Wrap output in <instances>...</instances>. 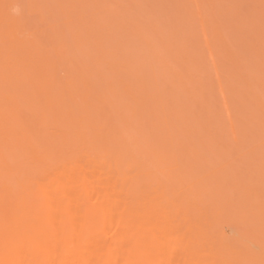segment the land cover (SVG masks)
Segmentation results:
<instances>
[{
    "label": "bare ground",
    "instance_id": "obj_1",
    "mask_svg": "<svg viewBox=\"0 0 264 264\" xmlns=\"http://www.w3.org/2000/svg\"><path fill=\"white\" fill-rule=\"evenodd\" d=\"M15 1L0 0V264H264V179L262 178L264 177V163L262 164V161L264 162V160L262 159V157L264 158V149L263 151H261V154H257L258 157L260 156L259 159L258 157H256V154V156H254L257 159L253 158L255 159V161L258 160L259 162H261V164H258L257 161L256 163L258 165H255V167L253 166L255 171L256 168L258 169V172H256L260 175L261 178L253 170L254 173L252 172L251 175H249L252 177L253 175L254 177H256L257 175V177L252 180L249 175H243L244 177H246V179L243 177L242 179L251 183H247L245 181L244 183H242L240 180L241 178L238 180L239 177L233 179V169L230 167V165L228 166V164L230 163H228L227 161V163H224L223 161H221L222 163L220 162V158L223 156H221L219 159L218 157L216 158L217 151H215V148H212V145H215V143L212 145H209L212 142L205 143L209 142V140H215L216 137L219 138V136H215L218 132L216 133L214 131L213 133L214 129H211V134H209L207 133L209 129L207 130L206 128L207 132L204 129L206 134H209L210 136L212 135L215 138L212 136L210 137L209 135L208 139L205 138L206 134L204 132L201 133H204L205 135L201 134L199 137L196 135L198 134V131L196 130L197 127L195 128L194 125L197 124V126H199L200 124L198 122L196 123V121L199 120L198 118H196L197 120L194 122L195 124H193L191 119L194 120V115H197V113L194 112L195 110L192 111L190 108L189 115L192 112L193 114H196L190 115L191 117L193 116V118L189 119H187L189 116H184L189 110L188 105L190 104H187L189 102L185 103L186 105H184V101H181L182 98L180 99L177 96V98H175L174 95L172 96V99L175 98V101H177H172H174L175 104L179 101L177 104L179 107L181 106V108L172 105L175 106L174 111H172V106H170L169 109V105H171V103L173 102H171L168 98L169 96L173 95L171 93H173L174 89L172 90L171 86L169 87L168 84L173 83H167L166 81L168 86L167 92L170 93V91L172 90L170 94H165V97L168 96V98L162 97V95H164L163 93L165 92L161 91L162 94H160L161 92H159L158 88L160 87V85L158 86V82H156L155 80L156 75L152 76L153 78L151 77V81L149 80V75H151L152 73H149L148 76L145 77L148 78V80L150 81V83H148V86L151 83L153 84L152 81L154 80L155 86L151 84V87L153 89L152 93H149L151 91L145 90L148 91V93L142 92L143 94H140V91H143V89L141 88L142 90L140 89L139 91L138 88L133 87V82L135 83V85H137V87H139L138 84H143V81L145 80L143 79L144 76L142 77L139 74L141 76H139V79L141 78V80L140 83H136V78H129L130 76H133L131 75L132 72H127V77L129 79L125 78V72V74H123V76L125 75L124 78H122V75L121 77L118 76V78L123 79L122 81H126L122 82L123 87L121 85H118L120 86V88L118 86L115 87V85L117 84L114 85V83H112V76L110 77L109 75H107L108 73L106 74V76H109V78L111 79H108V77L106 78L104 76V73V75L101 74V77H103L102 80L101 77L98 76L97 78H100V80L98 79L96 80V82L99 81L102 82V84L103 81H105V78L108 79L107 82L105 81V85L103 84V86L107 85L106 89H108L110 93L105 90H102L101 87L103 86L101 83H99L101 87L100 85L98 86V83H94L97 84V87H99L100 90L99 88L96 89L93 87V80L90 79V75L94 73L93 70H95L93 77L96 78V74H98L100 71H97L95 68L98 69L101 67V70L103 69L104 65L110 66L108 62L106 63L107 59L109 58H103V56H113V60L110 57L111 59L109 60V63L114 62V65H117V67L120 68L122 71H126L127 67L128 70L129 68H131L132 70V68L135 67H125L126 65H128V62H124L126 60L129 61V59L125 58V60L123 57L119 58H122L125 61L118 59L117 56L121 55V52H124V50L119 52L115 48L116 50H114L116 52V55L117 51L119 52V55L114 56L115 52L113 55V48H111L110 51L112 53L109 55L105 53H110V51L108 50L109 47H105L106 44H103L106 50L103 52L102 50H104V47H100V49L99 46H101L102 44H98L99 42L101 43L103 41L101 39L105 37V33L110 31L108 27H111L113 25L111 23L115 24L113 25L115 28L111 27L113 28V31L111 29L110 33L107 34L109 35L112 32V34L115 36L114 38V36H111L112 34L110 35L111 40H115L111 41L114 43L112 45H115V42L118 41V44L116 42L117 46H120V39L116 38H123L121 34H119L122 33L123 30H126L127 32H125V35L128 34V37H130L129 35L133 33H128L129 30L135 31L137 29L135 33L136 35L142 29L141 28L138 31V28H136L137 25H135L134 30V26H132L133 24H130L132 23L130 20L125 19L123 21V19H119L120 14L119 16H116L117 19H115V16H113L114 19L111 15L106 16L108 14H115L119 12L120 7L118 5L121 4L119 1L116 2L120 4L114 2V4L108 5V1L99 3L97 0H94L95 2L97 1V3H95L93 0H90L91 3L88 2L90 3L88 6V0H86V2L79 0L80 4H77L78 8L76 7L75 9V7L73 6L75 10H80L79 5L82 6L83 4V7L85 6L84 8L86 9L82 7V12H79L84 14L85 10H87L86 13H88L89 11H91V7L92 11L96 9L95 11L99 13L100 16L96 14V12H94L96 14L95 17V14H93V12H91L93 15H91V13L89 12L90 14H86L85 17H83L82 14L78 13V17L76 12L71 14H74L73 17H69L70 14L68 13H71V11L73 10V7L69 6L71 5L70 2H75V0H66L69 4L64 3L65 6L61 5L63 4L62 0H59L61 2L56 3L54 0L55 4H59L60 8L57 5H55V7L58 8L57 10H61L60 13H65L64 10L66 11V9L69 10V12H66L68 15L66 13V15L61 14V16L65 17H61L60 19L62 21L59 20L60 22L55 21L54 19L55 23L53 21H51L50 24L46 23V25H52L53 23L56 24L57 22L60 24L55 25L58 30L55 26H53V24V28L55 27L53 31H50L52 30V26L46 27V25L44 24L47 18L45 17V15L43 18V14H45L46 11H50L49 7H47L49 10H46L45 6L47 5L42 6L39 0L37 3V0H29V4L27 3L28 8H24L27 9V13L30 15L32 13H34L33 15H35L36 13H41V15H38L40 19H38V21H40L38 23L40 24L43 22L44 26H36L35 24L36 27L34 30L32 29L33 26L31 27V29L29 28L30 25L28 22V18L27 21L25 19L26 16H21L20 13H23V11H20L19 13L14 11L15 14L13 13V10L11 11V8L13 9L15 3L16 5L18 4V0ZM45 1L47 2V0ZM45 1L44 4L46 3ZM96 4L98 5L96 6ZM101 4L102 6H100ZM86 5L88 6V8L86 7ZM113 5L117 7L114 8ZM103 6H106L105 9L107 11L105 9H101ZM109 6L113 8H110L109 13L107 14V8H109ZM38 7H40V11H43L41 10L42 7H44L45 9H42L46 11H44V13H39ZM195 7L198 10L201 9L199 8V3L197 1L195 2ZM51 8L52 11L54 10V13L57 11L54 9V6H52ZM98 10L100 12H98ZM200 11L204 13L203 10ZM53 12H49V14H46L50 18H53V16L59 11H57L54 15L52 14ZM27 13L25 14L27 15ZM60 13H58V16L56 17L57 19H59L58 17H60ZM102 13H105L103 18L101 16ZM204 16L206 15L204 14ZM93 17L95 18V21L93 20L94 22L91 20ZM100 17L102 19H108L104 22L107 25H101V22L97 20ZM72 18L73 20H71ZM74 18L77 19L74 20ZM78 18H81L80 20L83 19V23L82 21L80 22ZM84 18L88 19L86 20L87 22ZM90 20L92 21V23ZM115 20H118L117 23H115ZM204 20L207 24H209L208 26H210V23H208L210 22V20H208L207 18H205ZM33 21H35V19H33ZM72 21L73 25L71 26H74L75 28H77L78 26L76 27V25H74V21H76L77 24L80 23L77 30L75 29L79 33L81 30L84 29V26L86 25L85 22L88 23L89 25L87 24L88 26L86 25L85 27L87 29L92 28V30L88 29V31H91V33L94 32L95 36L99 33L95 32L98 28V26H95V23L97 21L100 22V24L98 23V25L103 28L97 31H100L101 33H99V36L102 35L99 38H103L99 39L98 36L92 37L91 33L86 31L87 29H84L83 32L86 31L85 33H87L86 37L83 33L84 37L88 38L89 41L90 39L92 40L93 38H95L93 39L94 41H90L92 42L91 44L86 43L88 42V40H84V37L80 36L79 34H77L78 36H80H77V40L75 34L76 32L73 33V30L71 32V29H74V27L69 28L67 27L69 25H66L67 23H71ZM108 21L109 23H111L108 24ZM26 22H28V25L26 24ZM62 22H65L66 24ZM124 22H127V24L122 25ZM212 22L213 21H211V23ZM63 24L65 25V28L67 27L68 29H70V35L74 34L72 35V37L74 36L75 39L70 36L72 38V42L74 41L72 43V45H74L72 47L74 48L76 46L79 48L80 43H82L80 44L82 47L84 43H86L84 45H94L93 42H97L100 40L99 42H97L98 47L95 44V47L91 46L90 51H88L89 49H86V51L88 53H92L93 49L94 51L99 50L97 52H93L94 55L96 53L99 54L100 51L104 53L103 56L101 53L97 57L98 60L101 56L103 59H106L103 60L105 64L101 62L102 59L98 62L97 57H95L96 55H92L95 57V59L90 58L93 65L96 66L97 64V67L94 66L95 68L92 69V66H87L90 65V60H88L87 58L85 59L84 55L81 56L82 54L80 55L81 57L77 56L78 53H81L79 52V50L75 49V53H72L71 46H67L69 43L67 42V44L65 42V44L63 42L66 41L63 38H66V36L63 35L65 33H57L59 31V28L61 29V27L59 26H64ZM120 24L122 26H125L123 27L125 29H123ZM117 25L118 27H116ZM211 25L217 26L218 24H215L214 22V24L212 23ZM39 26L41 27L40 32L43 31L45 27L46 30L43 31L44 33L49 28H51L47 31L49 33L51 32V34L48 33V35L50 36L47 35V39L50 37L49 39L54 41V43L51 41L53 43L52 45L47 46L48 44H51V42L47 44L46 40L45 43H43L45 39H41V37L44 36L43 32V36H37V34L39 33ZM104 26L105 29L108 28L109 31L107 29L105 30ZM216 26L214 27V30L213 28L211 29V34L213 35L214 33L215 36L213 37H215V39L212 37L211 39L214 41L217 38L214 43H216L217 46H221L222 43L218 39L220 38L222 40L223 37L225 38V34L221 32L220 27L218 29V27ZM129 27H133V29H128ZM36 28L38 29L37 32ZM119 28L120 32L114 30H119ZM216 28L219 30L218 32L215 31L217 30ZM62 31L64 32L63 29H61V31L59 32ZM54 32H56V34H54ZM143 32H140L139 34L142 35ZM220 32L223 34L222 37L220 35ZM80 34L82 35V32ZM117 34H119V36H117ZM146 34L147 36H149L148 33ZM146 34L143 33V36L146 37ZM52 35H54V39H51ZM59 35L60 37L63 35L61 39L60 37L56 38L57 40H63L62 42L59 41L61 42L60 44L58 41L55 40V37H58ZM87 35L91 36L92 38H89V36L87 37ZM108 35H106V38L108 37ZM135 35L133 34V36ZM81 37L83 38V41L81 40ZM110 37H108L109 40L105 39L106 43H110ZM145 37L144 40H146V38L148 39V37ZM79 38H81V42H79ZM149 38L150 40L152 39L150 36ZM224 38L223 44L228 41L226 38V41L224 42ZM137 39L135 40L134 38V41L139 42V39ZM212 40V43H209L211 44V49L208 50L210 52V56L207 57V62L211 64V67H213L214 70L222 67H218L220 63L221 65L223 64L224 66L228 67L230 63L228 64V61L224 57V59L222 58L223 61L222 59H220V56H224L222 55L224 47L221 46L220 51H218L220 47H217L218 50H214L216 46L214 47ZM122 41L124 42L125 39H122ZM219 41L221 44L219 43ZM229 41L225 43V47L227 43H231ZM55 42H58V44L56 45ZM126 42L124 43V45H126ZM62 43L65 44L64 47L69 48H64ZM152 43L153 42L149 43V47H147V49L150 48L151 50L156 52L155 50H157V48H155V50L152 49L153 47H155L152 46ZM122 45L123 43L120 47H124V45ZM150 45L152 48L150 47ZM227 45L233 48L232 44V46H230V44ZM255 46L257 48V45ZM88 47L90 48V46ZM120 47L118 48L120 49ZM231 48L229 49L231 50ZM252 48V50H255V47ZM65 49H67L68 51ZM69 49L71 51H69ZM82 49H85L84 46L82 47ZM76 50L78 52H76ZM151 50L149 52L152 53V56L155 55V53ZM65 51L67 53H71L73 56L69 53L67 54V56ZM52 52H56L55 54L57 57L59 55L57 53H61V57L63 58L65 56H70V60H68L69 62L66 63V61H61L62 59H60V55L55 61L56 57H53L55 54ZM215 52L218 56L215 55ZM63 53L65 54V56H63ZM157 53L158 51L156 52V54ZM231 53L232 50L231 52H229V54L225 53L227 54L226 57L234 55V57L232 56L234 59L232 57L231 58L235 63H237L239 60L236 61V57L238 56V58L241 59L240 63H242L244 68V70H242V67L237 64V66H239L238 68H240L238 70H242L243 73L245 71V74L247 76L245 75L244 77L241 72H237V74H235L238 70L237 67L234 68L235 65L233 63L230 66L231 68H228V75L224 76L227 77L228 81L227 82L224 78L225 83L231 84L229 85V89L231 91L232 89L233 91L238 90L236 95L239 98L238 100L240 104L245 106L244 109L248 107L247 104L250 100L252 106L255 104V102L256 104H259L260 102V105H262L263 100L261 98L264 94L261 95L260 92H257L256 95H254L258 96L257 94H260L261 96H259V99L261 101L259 99L258 101H256V98L258 97L254 98L253 94L254 92H256V89L259 88L261 82L264 84V76H260V72L258 73V75H255L256 73H253L256 78H259L258 83L260 85L258 83V85L255 83L257 82V80L255 77H253L254 75L251 76L250 79H248V82L247 79L244 80V78H249L251 70H248V72L250 73L246 72V65H244L245 63H243L242 58L239 57L237 53H234V51V54ZM87 55L88 54H86V56ZM89 55L90 57H92L91 54ZM50 56L52 57L50 58ZM71 56L72 58H74V60H71ZM74 56H76V58L80 57L82 59H80L81 63L85 59L86 64H83V71H79L78 69H72V63H74L73 61H76ZM149 56L151 57V55ZM163 56L164 55H162L161 58H163ZM87 57L89 58V56ZM218 57L221 62L215 64L216 61L213 58L218 59ZM159 58L160 56H158L157 59L159 60ZM67 59L68 58H65V60ZM227 59H229V57ZM163 60L165 61V59ZM230 60L231 59H229V62ZM54 61L56 63H54ZM88 61L90 63H87ZM213 61H215V63ZM59 62H63L66 64L58 65ZM118 62L124 63L122 64V67L121 63ZM131 62L130 63L133 64V61ZM98 63L101 64L100 67H98ZM224 63H226L228 66ZM56 64L58 65L57 67L59 69L62 68V70H64L61 71L65 72V75L63 74L62 76V72H59V69L57 70V68L55 67ZM74 64L76 65L79 63H77L76 61ZM85 66H87L88 69L90 68L89 75L86 73L88 69L85 70ZM108 67L105 68L107 69V71L110 69ZM174 67L175 66H173V68ZM91 69L92 72L90 71ZM229 69H234L233 71H235L236 69V71H231L232 74H230ZM55 70H57L59 74L55 72ZM116 70L117 69H115L114 71L116 72ZM147 70L149 71V69ZM147 70L145 71L147 72ZM150 70H152V68ZM96 71L98 73H96ZM101 71L104 72L105 70ZM111 71L116 76L117 73H115L113 70ZM111 71L109 70V73ZM145 71L141 73L144 74ZM171 71L173 72V70ZM56 73L65 78L64 83L57 80ZM233 73L235 75H243L244 82L240 78H238V81L240 79L239 83H247L244 84V87H246V85H249L248 83L251 84L255 81L254 85H252V83L251 86L249 85L246 87H249V89H251L250 87H252V89L257 87L256 89H253L255 91L251 90L253 92L252 95L249 91V95L248 93H244V89L242 91V93H244V95H246L247 97L250 96L249 98L245 96L246 99L249 100L253 97L255 100L250 99L249 101H246L242 93L240 95L241 90L238 88L240 85L238 86L237 84V76L235 77V80L237 81L236 84L234 83L236 81H233L234 77H230L233 75ZM154 74H156V70ZM173 74L176 75V73ZM173 74L172 76H174L175 78V75ZM183 74L184 73L179 74V76H177V74L176 76L182 77ZM260 77L263 81L260 80ZM131 79H133V81ZM181 79L179 80L181 81ZM249 80L251 81L249 82ZM259 80L261 82H259ZM157 81L160 80L157 78ZM215 81L217 84L218 80H214V83ZM198 82L199 81H197V84ZM176 83L178 84V82ZM182 84H184L183 86H185V83ZM190 84L191 83H188V85ZM194 84L191 85L192 87H189L192 88L191 92L194 91ZM228 84H224V90H226V88L227 90H229ZM174 86L175 88L177 87L176 91H178V93L179 91L182 92V95L186 93H183V91L187 88L182 90L181 88L184 87L181 86V88H179L180 85L177 86L175 85V83ZM142 87L145 88V85H142ZM153 87L156 89H154ZM197 87H195V90L198 89V94H200L199 92L202 91L200 87ZM219 87L221 86L219 85L218 88ZM115 88H117V90ZM169 88L171 90H169ZM205 89H207V87H205ZM230 90L229 92H227L229 93L227 94V96H232L233 94H235V92L230 93ZM263 90L264 87L260 88V91ZM117 91L121 92L120 95L116 94ZM197 91H194V93L197 94ZM188 93L187 95L190 94ZM202 93L205 94V97L202 94L204 100H207L206 98L209 96V94H211L209 91L207 93L206 90ZM206 94H208V96ZM126 95H128L129 98L133 100L134 106L130 105V102H126L124 100ZM177 95H181V93ZM236 95H233V97L237 98ZM114 96L118 99H114ZM184 96H186V94ZM193 96L191 95V97L189 98H194ZM198 96L200 95H197L195 98L200 100L201 98H199ZM240 96H242L244 101L241 100L242 98ZM121 99L122 102L125 101L123 104L127 103L128 105H130V111L128 110V107H122L123 104L120 101ZM166 99L169 100L168 102L171 103H168ZM185 99L186 97H183V100ZM223 99L224 98H222V100ZM209 100H211V98L207 100V103H209ZM118 101H120L121 103H118ZM166 102L169 105H166ZM118 105H120V107ZM184 106L188 107H186L187 111L184 110ZM220 106H223L222 108L224 109L227 118L229 116V118L231 117L230 119H232L233 114V116L235 117L237 111L236 109L233 114H229L230 108L228 109V105L223 104V102L222 105L219 104V109L220 111H222ZM243 106L241 108H243ZM208 107L211 106L208 105ZM257 107L258 106H256V108ZM239 108V111L242 110L241 108ZM249 109L250 108L246 109L248 110L247 112L252 113L250 111L252 108L250 110ZM117 110L119 111V113L122 114V117L119 113L117 114L119 115V117L116 116V113L118 112ZM123 110H127V112L129 111L130 114L126 115V111L123 112ZM207 110L208 112L210 111L209 109ZM262 110H264L262 106L261 108H258V111L264 113V111ZM142 111L148 114V116H150L149 119L147 118V115V117H145V114ZM184 111H186V113ZM218 111L215 112L217 113ZM239 111L237 112V114L240 113ZM211 112H213V110L209 113ZM256 112H253V115H247L246 112L244 113H246L247 118L250 117V115L254 118ZM222 114L223 113L221 112V115ZM237 114L235 120L238 117H243L240 115L237 116ZM257 115L258 114H256L255 117ZM259 115L262 116L263 114L260 113ZM152 116L154 118L153 120L151 118ZM223 116L224 115H222V117ZM261 116L256 118L258 120L264 119V115L263 117ZM115 117L121 118L120 122H117V120H115ZM145 118L147 119V121L150 120V123H146L147 121L145 120ZM256 118L253 120H250L251 118H248L250 122L252 121V125L249 122V125H251L253 128L250 129L252 130V132L259 131L254 128L257 126L256 123L258 120ZM246 119L245 117H243L240 120H237L243 125ZM181 121L185 122L184 127L181 126V124L183 123H181ZM222 121H224L225 123L230 122L229 120L227 121V119H222ZM189 122L191 123L189 124ZM262 122L263 120L261 121V123L260 120L258 121V125L260 123L261 128L263 127ZM220 123H222L221 120ZM254 123L256 125H254ZM236 124L234 122V126ZM247 124L248 121H246L244 125ZM212 125L214 124L212 123ZM223 125L225 129H228L229 126L231 127L230 123L227 125L228 127H226L225 124ZM200 127L202 128V126ZM220 127L222 128V126H219V128ZM247 127L246 129L249 130ZM263 129L264 128H262V130ZM241 130L242 131H239V133L243 134H239V137L243 135V138H236L240 139V143L242 141L245 142V144L247 145L249 144L248 142H250L251 140L253 141L255 137H260L262 132L259 131L260 133L258 135L254 132L256 134V136H254L253 134L254 138L253 136H249L245 140L244 136L247 137L246 134L249 135L250 132L248 133L246 131L247 133H245L243 132V130L245 131V129L242 128ZM193 131H196L195 134L193 133ZM178 133L181 134V136ZM230 134L237 133L231 132ZM195 135L196 137L200 138V140L197 139ZM263 135L264 134H262L261 137L264 139ZM201 136L204 138H202ZM194 137L196 138L197 142L195 141ZM225 137L226 136H224V138ZM210 138H212V140ZM220 138L215 140L218 146L221 145H219V143L222 142L221 140L224 139ZM201 139L203 140L201 141ZM247 140L248 142H246ZM200 141L204 144H202ZM224 142L225 140H223L222 145L225 144ZM263 143L264 141L259 143L258 145L262 144L264 146ZM240 145L238 143V146H243L242 149L246 147V145H243L242 143ZM255 145L257 144L255 143ZM199 147L201 149L203 148L204 150L202 149L203 151H199ZM225 147L228 148L229 146ZM206 148H208L209 151H207ZM249 148L251 149V147ZM253 149L254 148H252V151ZM210 150L212 153L210 152ZM246 150H248V148H246ZM236 151L238 152V150ZM247 152L245 154H247ZM203 153H209L208 157L207 155L205 157ZM241 153L240 155L244 154ZM252 153L253 152H251V154ZM206 158L207 161L209 160L211 162H207ZM229 160L233 161L232 159ZM215 162L220 164H216ZM258 166H261L263 168H260L263 174L259 173L261 170H259ZM225 170L228 172H224ZM247 177L250 178V181ZM257 179L260 181L263 180V187L260 181H258ZM228 180H230L231 183ZM235 180H237L238 184L234 183L236 182ZM257 183L261 185L260 188L258 187L259 185ZM235 188H238L237 192L240 191L238 195L239 200L242 199L244 200V202L242 200H238L240 203L234 202L235 199H232V195L230 196V194L232 193L231 190H234Z\"/></svg>",
    "mask_w": 264,
    "mask_h": 264
},
{
    "label": "rangeland",
    "instance_id": "obj_2",
    "mask_svg": "<svg viewBox=\"0 0 264 264\" xmlns=\"http://www.w3.org/2000/svg\"><path fill=\"white\" fill-rule=\"evenodd\" d=\"M15 1V0H14ZM24 1V2H23ZM28 1V2H27ZM40 1V3L42 4V6H45V5H47V6H45L46 7V10L48 9L47 7H49V9H50V11L49 12H53L52 11V6H54V9L55 10H57L58 8H56L55 7V5H57V4H55L56 2H61V1H59V0H55V3H54V0H47V2L44 4V1L43 0H39ZM41 1H43V2H41ZM63 1V4L64 3H66V4H69L66 0L64 1V0H62ZM83 2L85 1L86 2V0H82ZM81 1V2H82ZM94 1V0H93ZM99 3L101 2V3H103V2H107L108 1V5L110 4H114V2H116V1H119L120 3H118V2H116V3H118V4H120V5H118L119 7H120V9H119V7H118V9H119V12H117V13H115V14H108L109 13V9L111 8H113V7H110L109 6V8H107L108 9V12H107V14L108 15H106V16H112V18L114 19V17L113 16H115V19H117V17L116 16H119V14H120V18L119 19H123V21L126 19V20H130L132 23H130L132 26H134V30H135V25H137L136 26V28H138V31H139V29H141V31L140 32H143V30H144V32L143 33H148L149 34V36L152 38L151 40H150V38H149V36H147V34H146V37H148V39L145 37V36H143V33H142V35L141 34H139L140 32H138L136 35H135V33H136V30L135 31H128V33L130 32H132L135 36H133V34H130L129 36L130 37H128V34L127 35H125V32H127L126 30L124 31L123 30V32L122 33H119V34H121V36L123 37L122 39H125V41L123 42L122 41V39H121V37H119V38H116V39H120L119 41L121 42V44L123 43V45H124V43L126 42V45H124V47H120L121 46V44H120V42H119V45L120 46H117L116 45V42H117V44H118V41H116L115 42V45H112V44H114L113 42H111L112 40H111V37H110V35L112 34V32H111V34H107V33H110V31H111V29H112V31H113V28H115L113 25H115L114 23H111V24H113L111 27H113V28H111V27H108V26H106V27H108L109 29H110V31L108 30V28H106L109 32H107V33H105L106 35H108V37H110V43H106V40L108 39L109 40V38L107 37L106 38V35H104L105 37L103 38V37H101V38H103V39H101V38H99L100 36H102V35H100L99 36V33H100V31H97V30H101V28H103V27H101L100 25H98V23L100 24V22H101V25L103 26L105 23V20H108V19H102L103 18V16H104V14L102 13L101 14V16H102V18L100 17V18H98L97 20L98 21H100V22H96L97 23V25H96V23H95V26H98V28H97V30L95 31V32H99L96 36H98V38L99 39H101V40H103L101 43L99 42V41H97V42H99L98 44L99 45H101V46H99V48L101 47V48H103L104 47V45L103 44H106L105 45V47H109V51L111 50V48H113L112 49V52H113V55H114V52H115V50L117 49L119 52H121L122 50H124V52L122 51L121 52V55H119L118 53V51H117V55H119V56H117L116 55V52H115V55L114 56H117L118 57V59H120L119 57H123L124 59L126 58V59H129V61H127L126 59V61L124 60V59H120V60H122V61H125L124 63H126V62H128V65H126L125 67H127V66H129V67H133V66H135L134 68H132V70H131V68H129V70H128V67L126 68V71L124 70V71H122L120 68H118L117 67V65H114V62H111V63H113V64H111V63H109L110 61V59L112 58V60H113V56L110 58V57H104L103 55H104V53H102L101 51L99 52V54L98 53H96L95 55H94V53L93 52H97V51H99V50H96V51H94V49L92 50V53L90 52V53H88L87 51H86V49L88 50V51H90L91 50V46L93 47H95V44L97 45V42H93V44L94 45H88V46H90V48L87 46V45H84V44H86V43H92V42H90V41H92L93 39H95V38H93L92 40L90 39V41L88 40V38H85L86 37V34L87 33H85L86 31H88V29L89 30H92V28L90 29V28H86L85 26L88 24V23H86L87 21L86 20H88L87 18H88V16H87V18H84L85 19V26H84V29H87L85 32H83V30H79L80 31V33L82 32V35L78 32V31H76L77 30V28L79 27V24L80 23H78L77 24V22L76 21H78V20H80L81 18H78V20H76V21H74V25H76V27L77 28H75L74 26H71V25H73L72 23H73V21L70 23H65V22H62V23H65L66 25H69V26H67V27H69V28H73L74 27V29H71V32H72V30H73V33H75L76 34V37L78 36L77 34H79L80 36H83L84 37V35H83V33L85 34V37H84V40H88V42H86V43H84L83 44V46H84V48L85 49H82V47H81V45L80 44H82V43H80L79 44V48L80 49H82V50H80L77 46V48L75 47H72V46H74V45H72V43L74 42H72V38H74L75 39V37L73 36L72 37V35H74V34H72V35H70V29H68L67 27L65 28V25L64 26H59V27H61V29H63L64 30V32L62 31V32H59V31H61V29L59 28V31L57 32V27L55 26V25H60L58 22L56 23V24H54L55 22H54V19H55V21H59V20H61L60 18L61 17H65V16H61V14H64V15H66L67 13V11L69 12V10H67L66 9V11L64 10V12L66 13H60V9L59 10H57V11H59L58 13H60V17H58L59 19H57L56 17L58 16V13H52L54 16H53V18H50L47 14H49V12L48 11H46V10H44L45 8L44 7H42V8H44V9H42L41 8V10H43V11H40V7H38L39 8V13L40 12H42V13H44V11H46L45 12V14H43V18H44V15H45V17L47 18V20H46V18H45V20L47 21H45V25H46V23H48V24H50V22L51 21H53L52 23L54 24H52L53 26H55L56 27V32L57 33H59V34H63V33H65V34H63L64 36H66V38L65 37H63L66 41H63V40H57L56 38H59L60 37V35L57 37H55V40L56 41H63L64 43L66 42H68L67 44V46H71V50L69 49V51H71L72 53L74 52V50L75 49H77V50H79V52H81L79 55L77 54V56H80L81 54V56H83L84 55V58L86 59H88V60H90L91 61V59H95V57H97V56H99L101 53H102V56H103V58H109V59H107V61H106V63L108 62V64H110V66L108 67V66H103V64H105V62H103V60H106V59H103L102 58V56L100 57V61H101V59H102V61L101 62H103V64H102V66H103V69H101V70H105L104 72H102L101 70H100V63H98L99 65H98V67H100V68H95V67H97V64H96V66L95 65H93V63H92V61H91V63L88 61L87 63H90V65H87V66H92L91 68L93 69V68H95L97 71L99 70L100 72L98 73L97 71H96V73H98V74H96V78H94L93 77V74L95 73V70H93V74H91L90 76L92 77H90V79H92L93 80V84L96 82V80H100V78H97L98 76H100L101 77V74L102 75H104L106 78L108 77V79H111V80H113V82L112 83H114V85L115 84H117V85H115V87L116 86H118V85H121L122 87H123V83L122 82H126V81H122L123 79H120V78H118V76L119 77H121V75L123 76V74H125L126 73V77L125 78H128L127 77V72H132V74L131 75H133V76H130L129 78H136V83L137 82H139L140 83V80H141V78L139 79V76L141 75L142 77L144 76V80L145 81H143V84H138L139 85V87H137V85H135V83L133 82V87H135V88H138V90L140 91V89L142 88L143 89V91H140L141 93L140 94H143V93H148V91H151V92H149V93H152V85H154V80L152 81L153 82V84L151 85V84H149V86H148V83H150V81H151V79L153 78L152 76H155L156 77V82H158L157 83V85L159 86L160 85V87H158L159 88V92H165V93H163L164 95H162V97H165V94L166 95H168V94H170L171 93V91L173 90V93H171V94H173V95H171V96H169V98H168V96H166L168 99H170V101L171 102H173V103H171V102H168L169 100H167L166 99V101L168 102V103H171V105H169L167 102H166V105H169V109H170V106H172V105H175L176 107L178 106V102L175 104V102L177 101H175V98H177V97H179L180 99L182 98V100L181 101H184V105H186L185 103H187V102H189V103H187V104H190V105H188V107H189V110L187 111V106H184L185 107V109L184 110H186L187 111V114L186 115H184V116H186V117H188L187 119H189V118H193V116L191 117L190 115H194V114H196L197 113V115H194V117L195 118H193L194 120H192L191 119V121H192V123L193 124H195L194 122L197 120L196 118H198V120L199 121H196V123L198 122L200 125L199 126H197V124L196 125H194L195 126V128H196V130L198 131V134H196L198 137L201 135V134H203V135H205L206 134V132H207V130L209 129V131L207 132V133H209V134H211L210 132V130L211 129H214L213 130V133H214V131L218 134H214L215 136H219V138L220 139H223L224 138V136H226L223 140H225V144H223L222 145V142H223V140H221L222 142H218L219 143V145L220 146H218L217 144H216V142H215V140L216 139H219V138H217L216 137V139L215 140H213V141H210L209 140V142H205V143H210V142H212L211 144H209V145H212V144H214L215 143V145H212V148L214 149L215 148V151H217V153H216V158L218 157V159L221 157V156H223V157H221L220 158V162L221 161H223L224 163H230V164H228V166L230 165V167L233 169L232 171H233V176H232V174H231V176L233 177V179H236V177L238 178V180L240 179L241 180V182L242 183H244V179H242V177L243 178H245L246 179V177H244V176H248L249 174L251 175V173L253 172V170H254V167H255V165L257 166L258 164H261V162H259L258 160V164L256 163L257 161H255V159H257L256 157H258V155L259 154H261L262 152L261 151H263V145L261 144V145H258L259 143H261V142H263L264 141V139L261 137V135L262 134H264L263 132V130H262V128H264V119H259L260 120V123H261V121L263 120V127L261 128L260 127V123H259V125H258V117L259 116H261V115H259L260 113L261 114H263L264 115V113H262L261 111H258V108H261V106L263 107V109H264V95L262 96V100H263V103H262V105H260V102H259V104L257 103L256 104V102H255V104L252 106V104H251V100L250 99H253V100H255L254 98H256V97H258V98H256L257 100L256 101H258V99L260 98L259 96H261L262 94H264V90L263 91H260V88H262V87H264V84L260 81V80H262L261 79V77H260V80H259V82H261L260 84L258 83V79L259 78H256V76L255 75H258V73H259V75L261 76H264V0H97ZM97 1L95 2V3H97ZM198 2L199 3V8H201L200 10H203L204 11V13L202 12V11H200V10H198V9H196V7H195V2ZM15 2H17V1H15ZM38 2V0L36 1V3ZM70 2V1H69ZM88 2H90L91 3V1L90 0H88L87 1V3ZM27 3L29 4V0H18V4L16 5V3H15V6L13 7V9L11 8V11L13 10V13L15 14V12H20V11H23V13H20L21 14V16H23L24 15V17L26 16V20H27V18H28V22H29V25H30V29H31V27H32V29H34L35 30V27L37 26V25H43V22L42 23H38V22H40V21H38V19H39V16L38 15H41V13L40 14H38V13H36L35 15H33L34 13H32L31 15L30 14H28L27 12V9H24V8H28V6H27ZM53 3V4H52ZM71 3V5H69V6H74L75 7V9H76V7L78 6L77 4H80L79 3V0L78 1H76L75 0V2L74 1H72V2H70ZM90 3H88L87 5L89 6V4ZM93 3V2H92ZM98 3V4H99ZM61 4V3H60ZM63 4H61L62 6H65V4L63 5ZM86 4V3H85ZM98 4H96V6L98 5ZM106 4V3H105ZM49 5V6H48ZM60 5V6H61ZM86 5V7L88 8V6ZM117 5V4H116ZM26 6V7H25ZM37 6H38V4H37ZM51 6V7H50ZM58 7H59V4L57 5ZM68 6V7H69ZM92 6V5H91ZM100 6H102V4L100 5ZM107 6V5H106ZM106 6H103L101 9H105V7ZM114 6V5H113ZM22 7V8H21ZM74 7H73V12L71 11V13L69 12L68 14H70L69 15V17L71 16V17H73V15H71L72 13H76L77 12V15H78V17H79V14L78 13H80V14H82L81 12H82V9L85 7H83V4H82V6H80L79 5V8H80V10L79 9H77V10H75L74 9ZM83 7V8H82ZM108 7V6H107ZM117 7V6H116ZM115 6H114V8H116ZM60 8V7H59ZM63 8V7H62ZM66 8V7H65ZM78 8V7H77ZM82 8V9H81ZM99 8V7H98ZM48 9V10H49ZM64 9V8H63ZM69 9V8H68ZM84 9H86V8H84ZM90 9H91V11H89L90 13L91 12H93V14H95L94 12H96L95 10V7H94V11H92V8L90 7ZM75 10V11H74ZM106 10V9H105ZM113 10H115V9H113ZM112 10V11H113ZM15 11V12H14ZM79 11H81V12H79ZM84 11V10H83ZM86 11L87 10H85V13L84 14H82V16L83 17H85V15L86 14H88V13H86ZM107 11V10H106ZM105 11V12H106ZM122 11V12H121ZM48 12V13H47ZM98 12H100L99 10H98ZM114 12V11H113ZM18 13H16V14H18ZM25 13H27V15L25 14ZM47 13V14H46ZM89 13V14H90ZM51 14V13H50ZM67 14V15H68ZM92 13H91V15H93ZM96 14H98L99 16H100V14L99 13H97L96 12ZM96 14H95V17H96ZM204 14L206 15V16H204ZM76 15V14H75ZM201 15V16H200ZM50 16H52V15H50ZM42 17V16H41ZM92 17V16H91ZM91 17H89V18H91ZM98 17V16H97ZM203 17V18H202ZM209 17V18H208ZM68 18V17H67ZM205 18H207L208 20H210V22H208V23H210V26H211V28H210V26H208L209 24H207L206 23V21L204 20ZM33 19H35V21H33ZM37 19V20H36ZM42 19V18H41ZM63 19V18H62ZM70 19V18H69ZM75 19H77V18H74V20ZM110 19V18H109ZM212 19V20H211ZM40 20V19H39ZM50 20V21H49ZM66 20V19H65ZM65 20H63V21H65ZM71 20H73V18L71 19ZM92 21L94 20L95 21V18L93 17L92 19H91ZM90 20V21H91ZM216 20V21H215ZM42 21V20H41ZM62 21V20H61ZM82 21V23H83V19L82 20H80V22ZM92 21H91V23H92ZM93 21V22H94ZM110 21V20H109ZM109 21L107 22L108 24H110L109 23ZM117 21L118 20H115V23H117ZM211 21H213L212 23L214 24V22H215V24L217 23L218 25L216 26V27H218V29H219V27H220V29H221V32L222 33H224L225 35V38H224V42L226 41L225 39L227 38V40L229 41V42H231V43H227V44H230V46H232L233 45V48H231V47H229L227 44H226V47H225V43L226 42H228V41H226L224 44H223V38H222V40L219 38L218 40H220L221 41V43H220V41H219V43L221 44V46H223L222 48H223V54L222 55H224V56H220L221 58L220 59H222L223 57L228 61V64H229V66L226 64V63H224V64H226L228 67H226V66H224L223 64L221 65V60H219V57H218V59H216V58H213L215 61H216V63H215V61H213L215 64H217V63H220V65L218 66V67H221V68H218V69H216V70H214L213 69V67H211V64L210 63H208L207 62V60H208V58L207 57H209L210 56V52L208 51V50H210L211 49V44H209V43H212L211 42V37L212 38H214L215 39V37H213V36H215L214 35V33H213V35L211 34V29L213 28V30L215 29L214 27L215 26H213V25H211L212 23H211ZM28 22H26V24L28 25ZM60 22V21H59ZM75 22H76V24H75ZM89 22V21H88ZM113 22V21H112ZM120 22V21H119ZM81 23V24H82ZM103 23V24H102ZM121 23V22H120ZM35 24H36V26H35ZM94 24V23H93ZM119 24V23H118ZM126 25L127 24V22L125 23H123L122 25ZM129 24V23H128ZM52 25H46V27H50V26H52ZM62 25V24H61ZM89 25V24H88ZM87 25V26H88ZM105 25H107V24H105ZM121 24H120V26H122ZM44 26V25H43ZM42 26V27H43ZM53 26H52V30H50L51 28H47L48 30H50V31H53V29H55V27L53 28ZM83 26V25H82ZM119 26V27H120ZM129 26V25H128ZM213 26V27H212ZM94 27V26H93ZM116 27H118V25L116 26ZM123 27H125V26H122V28ZM140 27V28H139ZM209 27V28H208ZM39 28V31H38V29L36 30V32L38 31L39 33L37 34V36L38 37H41V36H43V31H45L46 29H45V27H44V30L43 31H41L40 32V26L38 27ZM126 28H127V26H126ZM131 27H129L128 29H130ZM43 29V28H42ZM66 29H68V30H66ZM76 29V30H75ZM96 29V28H95ZM104 29H105V26H104ZM105 29V30H106ZM123 29H125V28H123ZM131 29H133V27L131 28ZM217 29V28H216ZM215 30L216 32H218L219 30ZM47 30V31H48ZM94 30V29H93ZM105 30H103V31H105ZM115 31H119L120 32V28H119V30H116V29H114ZM45 32L44 33V36L43 37H41V39L43 40V38H45L44 39V42L43 43H45V40H46V42H47V44L48 43H50L51 41L54 43V41L53 40H50L49 38L47 39V37L48 36H50V35H48V33L49 32ZM69 31V32H68ZM102 31V32H103ZM43 32V33H42ZM56 32H54V34H56ZM78 32V33H77ZM89 32V31H88ZM220 32V35H221V37L223 36V34ZM67 33V34H66ZM89 33H91V31L89 32ZM93 34H94V32H92ZM91 33V35H92V37L94 36V37H96L95 36V34L93 35ZM114 33V32H113ZM49 34H51V32L49 33ZM53 34V33H52ZM101 34V33H100ZM103 34V33H102ZM119 34H117V36H119ZM219 34V33H218ZM48 35V36H47ZM62 35V36H63ZM131 35H132V37H131ZM141 35V36H140ZM210 35H212V36H210ZM61 36V37H62ZM72 38H71V37ZM80 36H78V37H80ZM89 35H87V37H88ZM111 36H114L113 34L111 35ZM116 36V37H117ZM139 38H138V37ZM209 36V37H208ZM54 37V35H52V38L51 39H54L53 38ZM61 37H60V39H61ZM78 37H77V40H78ZM91 36H89V38H90ZM91 37V38H92ZM128 37V38H127ZM135 38V40L137 39L139 42H136V41H134V38ZM140 37H142V38H140ZM144 37L146 38V40H144ZM82 38V37H81ZM81 38H79V42H81L80 41V39ZM114 38H115V36H114ZM40 39V38H39ZM106 39V40H105ZM142 39V40H141ZM210 39V40H209ZM76 40V41H77ZM82 41H83V38L81 39ZM96 40H98V39H96ZM95 40V41H96ZM208 40V41H207ZM216 40H217V38H216ZM216 40H214V41H216ZM94 41V40H93ZM113 41H115V40H113ZM131 41V42H130ZM147 41H148V43H147ZM153 42L152 43V46H155V47H151V45H150V47L152 48V49H154L155 50V48H157V50H155L156 52L158 51V53L156 54V52H154L153 50H151L150 48H148L147 49V47H149V43L150 42ZM213 41V40H212ZM214 41H213V45H214V47L216 46V48H214V50H216L217 49V47H220L219 48V50L218 51H220L221 50V46H217V44L216 43H214ZM51 42V44H46L47 46H49V45H52L53 43ZM58 42H55V44L57 45L58 44ZM61 42H59V44L61 43ZM78 42V43H79ZM138 43V44H136V43ZM154 42H155V44H154ZM64 43H62L63 44V47L65 46V44ZM77 43V42H76ZM135 43V44H134ZM253 43H254V46H253ZM61 44V45H62ZM75 44V43H74ZM129 44V45H128ZM147 44H148V46H147ZM216 44V45H215ZM232 44V45H231ZM76 45V44H75ZM78 45V44H77ZM122 45V46H123ZM219 45V44H218ZM255 45H257V48H256V46ZM54 46V45H53ZM88 47V48H86V47ZM116 46V47H115ZM125 46H126V48H125ZM158 46V47H157ZM255 47L254 49L255 50H252L253 48L252 47ZM69 47H64V48H69ZM97 47H98V45H97ZM105 47H104V50H102L103 52L104 51H106L105 50ZM118 47H120V49L118 48ZM209 47V48H208ZM231 48V50H232V53L231 54H234V53H237L238 55H239V57H241L242 58V61H243V63H245L244 65H246V72H248V70H251L250 72H248V73H250L249 74V78H244V80L245 79H247V82H248V79H250V77L251 76H253L255 73V75L253 76V77H255L256 78V80H257V82H255L254 80H252V81H254L256 84L258 83L260 86H259V88H257L256 86V88L258 89V91H257V89L256 88H253V89H256V92H254V94H253V96L254 95H256V93L258 92H260V94H257L258 96H254V98L252 97V98H250L249 100L248 99H246V95H244V93H248V95H249V92H251L250 94L252 95V91H255V90H253L252 89V87H250L251 89H249V87L248 88H246L247 86H251V84L252 85H254V82H252L251 84L250 83H248L249 85H246V87H244L245 85L244 84H247V83H244L243 84V82H244V80H243V75H244V77H245V71H244V73L242 72V70H244V68H243V65H242V63H240V61H241V59L240 58H238V56L236 57V61L237 60H239L237 63H235L234 61H233V57H234V55H232V56H228L229 57V59H231L230 60V62H229V59H227L228 57H226V55L227 54H229V52H231V50L229 49V48ZM251 47V48H250ZM100 48V49H101ZM116 48V49H115ZM122 48V49H121ZM123 48H125V49H123ZM128 48V49H127ZM229 50H228V49ZM107 49V48H106ZM115 49V50H114ZM127 49V50H126ZM65 50H67V49H65ZM76 50V52H78ZM153 51L154 53H155V55H153L152 56V53L151 52H149V51ZM68 51V50H67ZM108 51V52H109ZM208 51V52H207ZM218 51H216V52H218ZM233 51H234V53H233ZM236 51V52H235ZM85 52V53H84ZM87 52V53H86ZM111 51H110V53H107V52H105L106 54H111L112 53ZM215 52V53H216ZM222 52H219V53H222ZM52 53H54V52H52ZM51 53V54H52ZM56 53V52H55ZM54 53V54H55ZM65 53H66V55L69 53H67L66 51H65ZM75 53V52H74ZM153 53V54H154ZM225 53H227V54H225ZM57 54H59L60 55V57L62 56V54L61 53H57ZM70 55H72L71 53H69ZM86 54H88L87 56H89V58L86 56ZM89 54H91V56L92 55H94V56H92V57H90V55ZM106 54H105V56H106ZM59 55H58V57H59ZM149 55H151V57L149 56ZM162 55H164L163 56V58H161V56ZM216 56H218L217 55V53L215 54ZM63 56H65V54L63 53ZM68 56V55H67ZM73 56V55H72ZM72 56H71V60H74V58H72ZM80 56V57H81ZM108 56V55H107ZM148 56H149V58H148ZM158 56H160V58L162 59H160L159 58V60L157 59L158 58ZM215 56V57H216ZM52 56H50V58H51ZM54 58H55V61L57 60V56H56V54L53 56ZM70 57V56H69ZM69 57H61L60 59H62L61 61H66V63H68L69 61L68 60H70V58ZM75 57V59H76V61H77V63H79V64H74L76 61H73L74 63H72L73 65H72V69L74 70V69H78L79 71H83L84 69V66H83V64H86V62H85V59H84V61L81 63V58L79 57H77L78 58V60H79V62H78V60H77V58H76V56H74ZM117 57H116V59H117ZM134 57V58H133ZM137 57H139V58H137ZM233 59H232V58ZM65 58H68L67 60H65ZM91 58V59H90ZM132 58V59H131ZM147 58V59H146ZM207 58V59H206ZM223 58V59H224ZM81 59V60H80ZM116 59H114V60H116ZM149 59V60H148ZM152 59V60H151ZM163 59H165V61L163 60ZM223 59H222V61H223ZM59 60V59H58ZM97 60H98V57H97ZM99 60H98V62H99ZM136 62H135V61ZM201 60H203V61H201ZM54 61V63H56ZM95 61V60H94ZM121 61V62H122ZM131 61H133V64H134V62H135V64L133 65V64H131L132 62ZM138 61V62H137ZM155 61V62H154ZM162 61V62H161ZM163 61H164V63H163ZM71 62V61H70ZM121 62H118V63H121ZM131 62V63H130ZM232 62V63H231ZM66 63H63V62H59L58 63V65L60 64V65H65ZM81 63V64H80ZM97 63V62H96ZM116 63V62H115ZM124 63H121V67H122V64H124ZM159 63V64H158ZM162 63V64H161ZM234 63V68H236L237 67V70L238 69H240V68H238L239 66H241L242 67V70L240 71V70H238V71H236V69H235V71H236V73L235 74H237V72H241L243 75L242 76H240V75H235L234 73H233V75L232 76H230V77H234V79H233V81L236 79L235 77L237 76V81H238V78H240V79H242V83H239V81H240V79H239V81H238V83H237V81L236 82H234L235 84L237 83L238 84V88L241 90L240 91V95H241V93H242V91H243V89L245 90L244 91V93H242V95H243V97H245V99H246V101L248 100L249 102H248V107L247 108H252L250 111L252 112V113H248L247 111L248 110H246V109H244L245 108V106H243L242 104H240V102H239V98H238V96L236 95V93L238 92V90L236 91V90H234L233 91V89H232V87H231V89H232V91L229 89V85H231V84H228V83H225V79H226V81H227V77H224L225 75H228L227 73L229 72L228 71V68H231L230 66H231V64H233ZM70 64V63H69ZM95 64V63H94ZM165 64V65H164ZM210 65V67H209V65ZM215 64H213V65H215ZM237 64L239 65V66H237ZM57 64H56V68H57V70L59 69L57 66H58ZM78 65V66H77ZM118 65H120V64H118ZM169 65V66H168ZM175 66L174 68H173V66ZM187 65H189V66H187ZM66 66H68V65H66ZM83 66V67H82ZM87 66H85V70H87L88 68H87ZM95 66V67H94ZM137 66V67H136ZM171 66V67H170ZM206 66V67H205ZM224 66V67H223ZM233 66V65H232ZM61 67V66H60ZM106 67H108V68H110L109 70L111 71V70H115V69H117L116 70V72L115 73H120V74H116V76H115V74L112 72H110L109 73V70L107 71V69H105ZM114 67H115V69H114ZM167 67H169L170 68V70H169V68H167ZM209 67V68H208ZM152 68V70H150ZM177 68V69H176ZM225 68V69H224ZM233 68V67H232ZM252 68V69H251ZM63 69H64V67H63ZM90 69V68H89ZM89 69L87 70V74L89 75ZM92 69L90 70L91 72H92ZM119 69V70H118ZM123 69H125V68H123ZM137 69V70H136ZM147 69H149V71L147 70ZM153 69H155L156 70V74H154L155 73V70H153ZM213 69V70H212ZM57 70H55V72H57L58 74H59V72H62V71H64V70H62V68L61 69H59L58 71ZM62 70V71H61ZM145 70H147V72L145 71ZM171 70H173V72L171 71ZM174 70H175V72H174ZM178 70V71H177ZM205 72H204V71ZM209 70V71H208ZM230 70V69H229ZM234 69H231L230 70V74H232L231 73V71H233ZM79 71H77V72H79ZM118 71V72H117ZM145 71V73L144 74H142L141 72H144ZM152 71V72H151ZM172 72V74L173 73H176V75L177 76H179V74H182V73H184L185 74V76H184V74H183V78L182 77H177L175 74H173V75H175V78H178V79H175L174 78V76H172V74H171V72ZM180 71V72H179ZM215 71V72H214ZM235 71H233V72H235ZM125 72V73H124ZM134 72V73H133ZM177 72H179V73H177ZM212 72V73H211ZM214 72V73H213ZM226 72V73H225ZM56 73V74H57ZM65 72H62L61 74H62V76H63V74H64ZM104 73V74H103ZM108 73V74H107ZM149 73H152V74H154V75H149L150 77V81L148 80V78H145L146 76H148V74ZM238 73V74H239ZM247 73V74H248ZM254 73V74H253ZM56 75V78H57V80L58 81H60V82H63L64 83V81H65V78L64 77H62L61 75ZM77 74V73H76ZM106 74L107 75H109L111 78H109V76H106ZM111 74V75H110ZM140 74V75H139ZM218 74V75H217ZM65 75V74H64ZM138 75V76H137ZM165 75V76H164ZM210 75H211V77H210ZM125 76V75H124ZM124 76L122 77V78H124ZM140 76V77H141ZM189 78H188V77ZM213 76V77H212ZM238 76H240V77H238ZM247 76V75H246ZM115 78V80H114V78ZM152 77V78H151ZM164 77V78H163ZM185 77H187V78H185ZM220 77V78H219ZM259 77V76H258ZM105 78V81L107 82L108 81V79H106ZM128 78V79H129ZM157 78L160 80V81H157ZM167 78V79H166ZM182 78V79H181ZM199 78V79H198ZM216 78V79H215ZM225 78V79H224ZM231 78V79H232ZM255 78H252V79H255ZM94 79H95V81H94ZM103 79V77H101V80ZM127 79V80H128ZM179 79H181V81L179 80ZM198 79V80H197ZM221 79V80H220ZM231 79H229V80H231ZM263 79H264V77H263ZM132 81H133V79H131ZM170 80V81H169ZM174 80H176V81H174ZM184 82H183V81ZM186 80H187V82L188 83H191L190 85H188V83L186 82ZM190 82H189V81ZM199 81L198 82V84H197V81ZM214 80H218V83L216 84V81H215V83H214ZM105 81H103V84L105 83ZM147 81H149V82H147ZM166 81H167V83H173V84H168L169 85V87L171 86V89L169 88V90H171L170 91V93H168L167 92V88H168V86H167V83H166ZM173 81V82H172ZM220 81H222V82H220ZM251 80H249V82H250ZM263 81V80H262ZM92 82V81H91ZM145 82H147V83H145ZM159 82H160V84H159ZM165 84H164V83ZM176 82H178V84L176 83ZM180 82V83H179ZM200 82H201V84H200ZM228 82V81H227ZM264 82V81H263ZM62 83V84H63ZM96 83H98V86L100 85L99 83H101L102 84V82H99V81H97ZM142 83V82H141ZM174 83H175V85H180V87L179 88H181V86L182 87H184V88H181L182 90L183 89H186V90H184L183 91V93L184 92H186V93H184V95L186 94V96H184V95H182V92H180L179 91V93H178V91H176V88H175V86H174ZM182 83H185V86H183L184 84H182ZM187 83V84H186ZM195 83V84H194ZM222 83V84H221ZM103 84H102V86H103ZM107 84V83H106ZM109 84H110V82H109ZM192 84H194V91L196 92L198 89H196L195 90V87H197V85H198V87H200V89H201V91L202 92H205V90L207 91V93H208V91L211 93V94H209V96H208V94H206L207 96V100L208 99H210L211 98V100H209L208 102L209 103H207V100H204L203 99V97H202V92H199L200 94H198V91H197V94H195L194 93V91L193 92H191L192 91V88H189ZM221 86V87H219L218 88V86L219 85ZM226 84H228V89L230 90V93L231 92H235V94H233L234 96L236 95L237 96V98L235 97H233V95L232 96H227V94H229V93H227V92H229V90H227V88H226V90H224V86ZM243 84V85H242ZM257 84V85H258ZM64 85V84H63ZM105 85V84H104ZM113 85V84H112ZM113 85V86H114ZM141 85V86H140ZM142 85H145V88H143L142 87ZM200 85V86H199ZM155 86V85H154ZM207 87V89H205V87ZM93 87L94 88H99V87H97V84H94L93 85ZM100 87H101V85H100ZM119 88H120V86H118ZM151 87V88H150ZM192 87V86H191ZM197 87V88H198ZM203 89H202V88ZM234 87V86H233ZM236 87V86H235ZM254 87V86H253ZM102 88V90L104 91H107V92H109L110 93V91L108 90V89H106L107 88V85L106 86H103V87H101ZM119 88H118V90H119ZM154 88V87H153ZM161 88V89H160ZM242 88V89H241ZM116 90H117V88H115ZM141 89V90H142ZM154 89H156V88H154ZM190 89V90H189ZM237 89V88H236ZM99 90H100V88H99ZM98 90V91H99ZM101 90V91H102ZM145 90H148V91H145ZM168 90V91H169ZM247 90V91H246ZM252 90V91H251ZM97 91V90H96ZM120 91H121V89H120ZM120 91H117V93L116 94H119L120 95ZM145 91V92H144ZM156 91V90H155ZM188 91H189V93H188ZM249 91V92H248ZM143 92V93H142ZM162 92L160 93V94H162ZM108 93V94H109ZM153 93H154V91H153ZM175 93V94H174ZM181 93V95H182V97H181V95H177V94H180ZM187 93L190 95H187ZM192 93H194V94H192ZM217 93V94H216ZM226 93V94H225ZM119 95H116V96H119ZM175 95V96H174ZM191 95L193 96V95H195V96H193L194 98H189V97H191ZM197 95H200V96H198L199 98H201L200 100H198V99H196L195 97L197 96ZM224 95V96H223ZM231 95V94H230ZM172 96H174L175 98H173L172 99ZM177 96V97H176ZM203 96L205 97V94H203ZM226 96V97H225ZM115 97V96H114ZM127 97V98H126ZM126 97H125V101L126 102H130V105H133L134 106V102H133V100L131 99V98H129V96L128 95H126ZM165 97V98H166ZM183 97H186V99L185 100H183ZM224 98L223 100H222V98ZM241 98H242V96H240ZM250 97V96H249ZM249 97H247V98H249ZM114 99H118V98H114ZM119 99H120V97H119ZM180 99H178V100H180ZM194 99H196V100H194ZM213 99V100H212ZM123 100V101H124ZM131 100V101H130ZM172 100H174V101H172ZM189 100V101H188ZM226 100V101H225ZM235 100V101H234ZM241 100H243V98L241 99ZM260 100V99H259ZM121 102H122V99L120 100ZM120 101H118V103H121ZM124 101V102H125ZM199 101V102H198ZM227 101H228V103H227ZM230 101V102H229ZM244 101V100H243ZM245 101V102H246ZM261 101V100H260ZM117 102V101H116ZM124 102H122V104L124 103ZM203 104H201V103ZM212 102V103H211ZM222 102H223V104H226V105H228V109L230 110V112H229V110H228V112H229V114H233L236 110V114H237V112L239 111L238 110V108L240 107H242L243 106V108H241L244 112H246L247 113V115L248 114H254L256 111H258V112H256V114H258L256 117H255V115H254V118H253V116H251L250 115V117H248L250 120H253V119H257L258 121H257V126L256 127H254V125H256L255 123H254V125H253V127L254 128H256L257 130H259V131H262L261 132V135H260V137L258 136L257 138L255 137V139H253V141L251 140L250 142H248V140L246 141V142H248L249 144L247 145V144H245V142H242L241 141V143L243 144V145H246V147L244 148V149H242L243 148V146L242 147H240L241 145V143H240V139H237L238 137H239V134L241 135V134H243V133H239V131H242L241 130V128L242 129H245V131L243 130V132H245V133H249V135L248 134H246L247 135V137L246 136H244V138H245V140H246V138H248L249 136H253V134H254V136H256V134L255 133H257V135L260 133L259 131L258 132H256V131H254V132H252V130H250V129H253L252 128V121L250 122L249 121V119L247 118V115H246V113H244L242 110H240L239 112L240 113H238L237 114V116L238 115H240V116H243V117H245V119H246V121H248V124L247 125H244L245 123H246V121H245V123L242 125V123H239V121L238 120H240L241 118H243V117H238V118H236V120H235V117H236V114H235V117L232 115V119H233V121H232V119H230L229 118V116H228V118H227V116L225 115V111H224V109L221 107V109H222V111H220V109H219V104H221L222 105ZM234 104H233V103ZM133 103V104H132ZM181 103V102H180ZM230 103V104H229ZM122 104H120V105H122ZM206 104H207V106H206ZM235 104H237V105H235ZM245 104V103H244ZM116 105V104H115ZM114 105V106H115ZM120 105H118L119 107H120ZM130 105H128L127 103H125V104H123L122 105V107L124 108H127L128 107V110L130 109ZM180 105V104H179ZM182 105H183V103H182ZM208 105H210L211 107H212V110H213V112H211V113H209L210 111H212L211 110V107H208ZM242 105V106H241ZM246 105V104H245ZM259 105H260V107H259ZM132 106V107H133ZM175 106H172V111H174V108H175ZM203 106H205V107H203ZM235 106V107H234ZM239 106V107H238ZM256 106H258L257 108H256ZM122 107H121V109H122ZM131 107V108H132ZM168 107V106H167ZM183 107V108H184ZM187 107V108H186ZM216 107V108H215ZM178 108H181V106L179 107L178 106ZM190 108H191V110L193 111V110H195L194 112H196V113H194L193 114V112L189 115V111H190ZM204 108V109H203ZM215 108V109H214ZM239 108V109H240ZM256 108V109H255ZM168 109V110H169ZM207 109H209L210 111L208 112V110ZM236 109V110H235ZM219 110V111H218ZM259 110H261V109H259ZM118 111V110H117ZM122 111V110H121ZM126 111V112H125ZM130 111V110H129ZM128 111V112H129ZM178 111V110H177ZM186 111H184L185 113H186ZM200 111V112H199ZM215 111H218V112H220V113H216ZM262 111H264V110H262ZM123 112H125V113H127L126 115H129L130 114V112L128 113L127 112V110H123ZM143 112V111H142ZM205 112V113H204ZM221 112L223 113L222 115H224L223 117H222V115H221ZM245 114H243V113ZM254 112V113H253ZM119 113V111L116 113V116H118L119 117V115H117ZM140 113H141V111H140ZM144 114H145V117H147L148 116V114H146L145 112H143ZM142 113V114H143ZM119 114H121V113H119ZM124 114V113H123ZM114 115H115V113H114ZM125 115V114H124ZM147 115V116H146ZM217 115V116H216ZM263 115L261 116V117H263ZM143 116V115H142ZM197 116V117H196ZM214 116V117H213ZM118 117H115V120H117V122H120V120H121V118H118ZM121 117H122V114H121ZM124 117V116H123ZM127 117V116H126ZM141 117V116H140ZM144 117V116H143ZM149 117L150 116H148L147 118L149 119ZM211 117V118H210ZM116 118H118L119 119V121H118V119H116ZM152 118V120L154 119L153 118V116L151 117ZM185 118V117H184ZM264 118V117H263ZM202 119V120H201ZM204 119V120H203ZM207 119V120H206ZM222 119L224 120V119H227V121L229 120L230 122H224V121H222ZM238 119V120H237ZM142 120H144V119H142ZM145 120L147 121V119L145 118ZM210 120V121H209ZM220 120H221V122L223 123V124H225V126L226 127H228L227 125L230 123L231 124V127L229 126V128L228 129H225L224 128V125L222 124V123H220ZM235 120V121H234ZM149 121V122H148ZM146 123H150V120H148ZM219 121V122H218ZM237 121V122H236ZM254 121H256V120H254ZM116 122V121H115ZM183 121H181V123H182ZM234 122H235V124L237 125H235L234 126ZM241 122V121H240ZM243 122V121H242ZM249 122L251 123V125H249ZM191 122H189V124H190ZM212 123L214 124V125H212ZM220 123V124H219ZM233 123V124H232ZM120 124V123H119ZM193 124H191V125H193ZM202 124H204V125H202ZM239 124V125H238ZM180 125V124H179ZM178 125V126H179ZM209 125V126H208ZM250 127H249V126ZM181 126L182 127H184L185 126V122H183L182 124H181ZM190 126V125H189ZM193 126V127H194ZM200 126H202V128L200 127ZM219 126H222V128L220 127L219 128ZM248 126V127H247ZM259 126V127H258ZM246 127L250 130H247L246 129ZM179 128V127H178ZM206 128H207V130H206ZM219 128V129H218ZM235 128V129H234ZM261 128V129H260ZM151 129V128H150ZM180 129H181V127H180ZM204 129L206 130V132L204 131ZM231 129V130H230ZM232 129H234V130H236V129H238V130H236V131H234V130H232ZM255 129V130H256ZM179 130V129H178ZM195 130V129H194ZM202 130V131H201ZM223 130V131H222ZM225 130V131H224ZM247 131V132H246ZM195 132L196 131H193V133L195 134ZM200 132V133H199ZM201 132H204V133H201ZM225 132V133H224ZM227 132V133H226ZM231 132H233V133H237V134H230ZM252 132V133H251ZM181 133V132H180ZM245 133H244V135H245ZM179 134V133H178ZM209 134H206V136H205V138H209ZM180 136H181V134H179ZM196 135H195V137H196ZM209 135V136H208ZM237 135V136H236ZM212 136V135H211ZM210 136V137H211ZM223 136V137H222ZM254 136H253V138H254ZM264 136V135H263ZM194 137V138H195ZM198 137H196L197 139H199L200 140V138H198ZM202 137V136H201ZM212 137H214V136H212ZM237 137V138H236ZM241 137V139L243 138V135L242 136H240ZM239 137V138H240ZM193 138V137H192ZM196 138H195V141H196ZM202 138H204V137H202ZM215 138V137H214ZM213 138V139H214ZM233 138V139H232ZM211 140H212V138H210ZM227 139V140H226ZM251 139V138H250ZM249 139V140H250ZM194 140V139H193ZM203 139H201V141H202ZM236 140V141H235ZM255 140H256V142H255ZM261 140V141H260ZM200 141V142H201ZM218 141V140H217ZM220 141V140H219ZM239 141V142H238ZM197 142V141H196ZM228 142V143H227ZM259 142V143H258ZM199 143V142H198ZM202 143V142H201ZM233 143V144H232ZM238 143H239V145L240 146H238ZM255 143L257 144V145H255ZM197 144V143H196ZM200 144V143H199ZM202 144H204V143H202ZM264 144V143H263ZM206 145V144H205ZM231 145V146H230ZM250 145V146H249ZM214 146V147H213ZM224 148H223V147ZM225 146H229L228 148H226ZM233 146H235V147H233ZM196 147H198V146H196ZM201 147V146H200ZM199 147V151H201L202 149ZM204 147V146H203ZM211 147V146H210ZM222 147V148H221ZM240 147V148H239ZM249 147H251V149L249 148ZM258 147V148H257ZM181 148V147H180ZM205 148V147H204ZM246 148H248V150H246ZM252 148H254L253 149V151H252ZM262 148V149H261ZM207 149V151H209L208 150V148H206ZM224 151H222V150ZM251 151H250V150ZM204 150V149H203ZM202 150V151H203ZM236 150H238V152L236 151ZM240 150V151H239ZM214 151V150H213ZM248 151V152H247ZM210 152H211V150H210ZM220 152H222V153H220ZM234 152V153H233ZM242 152V153H244L243 155H240V153ZM247 152V154H245ZM251 152H253L252 154H251ZM264 152V151H263ZM201 153V152H200ZM212 153V152H211ZM210 153V154H211ZM225 153V154H224ZM241 153V154H242ZM204 154V153H203ZM209 154V153H208ZM208 154H204V156L206 157V155H207V157H208ZM238 154V155H237ZM257 156H256V155ZM213 155V154H212ZM236 155V156H235ZM240 155V156H239ZM256 157H255V156ZM203 156V155H202ZM204 157V158H205ZM213 157V156H212ZM215 157V156H214ZM246 157V158H245ZM249 157V158H248ZM260 157V156H259ZM259 157H258V159H259ZM262 157V156H261ZM232 159L233 161H231V160H229V159ZM252 158V159H251ZM253 158H255V159H253ZM242 159V160H241ZM249 159H250V161H249ZM262 159L264 160V158L262 157ZM211 160V159H210ZM215 160V159H214ZM229 160V161H228ZM241 160V161H240ZM248 160V161H247ZM206 161H207V158H206ZM227 161V162H226ZM255 161V162H254ZM207 162H211V161H207ZM219 162V161H218ZM239 162V163H238ZM252 162V163H251ZM212 163H214V162H212ZM216 164H220V163H217V162H215ZM222 163V162H221ZM231 163H233V164H231ZM241 163V164H240ZM246 163V164H245ZM254 163V164H253ZM264 162L262 161V164H263ZM232 165V166H231ZM235 165V166H234ZM248 165V166H247ZM254 166V167H253ZM263 166V165H262ZM259 167V170H261L260 168H262L261 166H258ZM237 168V169H236ZM227 169H229V168H227ZM250 169V170H249ZM263 169V168H262ZM237 170V171H236ZM239 170V171H238ZM258 169L256 168V171H257ZM264 170V169H263ZM231 171V172H232ZM255 170H254V172L257 174V172H256ZM224 172H228V171H224ZM237 172H238V174H237ZM253 172V173H254ZM264 172V171H263ZM248 173V174H247ZM259 173H261V174H263L262 173V170L259 172ZM230 174V173H229ZM241 174V175H240ZM226 175V174H225ZM240 175V176H239ZM244 175V176H243ZM249 175V176H250ZM257 175H259V174H257ZM257 175H256V177H257ZM223 176H224V174H223ZM263 176H264V174H263ZM256 177H254V175H253V177L252 176H250V178L252 179V180H254V178H256ZM259 177H260V175H259ZM259 177H258V179H259ZM248 178V177H247ZM250 178H248V180L250 181ZM261 178V177H260ZM263 179H264V177H262ZM228 179V178H227ZM229 179H230V177H229ZM232 179V178H231ZM257 179V180H258ZM256 180V181H257ZM229 182H230V180H228ZM232 181V180H231ZM234 181V180H233ZM236 182H234L235 184L237 183L238 184V182H237V180H235ZM258 181H260V180H258ZM257 181V182H258ZM263 181V180H262ZM262 181H260V183L262 184ZM240 182V181H239ZM240 182V183H241ZM245 182H247V183H251V182H248V181H245ZM231 183V182H230ZM233 183V182H232ZM256 183V182H255ZM258 185H259V183H257ZM264 184V183H263ZM263 184H262V187H263ZM257 185V186H258ZM259 188L261 187V185H259L258 186ZM257 187V188H258ZM236 189V190H235ZM234 190H231L232 191V193L230 194V192H229V194H230V196L232 195V199H235L234 200V202H239V201H241V200H239V192H237V190H238V188H235ZM234 193V194H233ZM238 193V194H237ZM234 195V196H233ZM229 196V197H230ZM237 198H236V197ZM234 197V198H233ZM241 197V196H240ZM231 198V197H230ZM242 198V197H241ZM229 199V198H228ZM236 199H237V201H236ZM239 200V201H238ZM256 200H259V199H256ZM230 201V200H229ZM243 202H244V200H242ZM255 201V200H254ZM233 203V202H232ZM240 203V202H239ZM238 203V204H239ZM257 203H259V202H257ZM234 204V203H233ZM254 208V207H253Z\"/></svg>",
    "mask_w": 264,
    "mask_h": 264
}]
</instances>
